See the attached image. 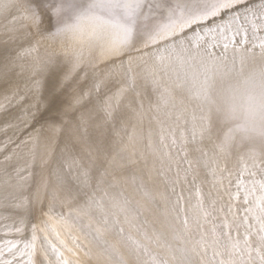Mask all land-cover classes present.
Masks as SVG:
<instances>
[{
    "label": "snow or ice",
    "instance_id": "snow-or-ice-1",
    "mask_svg": "<svg viewBox=\"0 0 264 264\" xmlns=\"http://www.w3.org/2000/svg\"><path fill=\"white\" fill-rule=\"evenodd\" d=\"M14 11L0 40V264H264V103L238 102L264 68V0H0V17ZM29 29L67 41L68 63L41 56ZM81 73L91 87L71 114L13 138L48 110L49 80L54 95ZM117 130L127 144L104 168L93 149Z\"/></svg>",
    "mask_w": 264,
    "mask_h": 264
},
{
    "label": "bare ground",
    "instance_id": "bare-ground-1",
    "mask_svg": "<svg viewBox=\"0 0 264 264\" xmlns=\"http://www.w3.org/2000/svg\"><path fill=\"white\" fill-rule=\"evenodd\" d=\"M21 12L14 11L13 15L8 17V19H5L4 17H0V40L6 39L5 36V26L13 27L18 26V21L16 24H13L12 21L14 18H18L21 16ZM49 21L47 18H45V22L43 27L47 28L49 27ZM27 40L30 41L31 45L36 46L39 49V53L41 56L46 55H59L61 60L67 64L68 63V57L62 56L63 49L68 46V42L65 41L63 44L59 41H53L49 38H47V33H39L36 32L34 29H29L27 33ZM27 46V45H26ZM93 56L98 58L97 53L94 51ZM112 64V61H107L106 63H102L99 65L101 69H105L107 66H110ZM89 76L91 75V72L93 71L92 68H87L85 70ZM139 72L140 69H137ZM84 73H81V78L79 81V86H72L67 87L64 89H56L54 95H50L55 89V82L53 80H49L47 88L44 91L45 96V105H50L48 107V110H44V105H41L40 111L36 112V109L33 108V111L36 112V118L35 120H29L27 126H21V129L15 133V136H13L14 139H27L29 134L33 132V129H39L42 124H45L47 121H51L54 118L57 117L58 114L62 113L63 111L67 110L71 114L72 109L69 107L73 104V96L78 95L80 91V87H84L85 91L88 90V88L91 87V80L88 79L86 84L83 86L84 82ZM16 80L19 83V88L22 93L25 92V90L28 87V79L27 74H22L18 77H16ZM143 86V81L140 79H137V89L141 90ZM151 90L150 88L146 90V94H150ZM33 102V101H29ZM13 112L15 115L21 116L23 118V112H21L19 109H13ZM91 132V129L89 130ZM13 133L10 131L9 135H12ZM45 136L52 137L53 133L49 131L47 128H45ZM127 144V138L123 136L122 133H116V135H107L105 142L100 146V150L97 151L96 149H93V156L97 160L98 165H102L104 168L109 167V161L112 160V157L116 155L117 152L120 151L121 148H124ZM131 148L129 147V151ZM39 152H43V146L39 149ZM107 154V155H105ZM135 157H133V161H135ZM21 166H23L24 161H21ZM122 164L128 168L129 170H137L140 167H142L139 163H133L132 161H123ZM54 165V156L53 159L49 161V164L41 168L39 166V160L37 161V167L33 169L36 179L39 180L40 176L43 175L45 177L48 176L49 168ZM33 189H35V184H33ZM125 189L129 195H133L136 199H142L141 196L138 193H134L131 185H125ZM44 211H47V200H45V206ZM32 222L33 223H40L41 219H43V213L40 210V206H36L32 210ZM84 264H90V262L87 259H84Z\"/></svg>",
    "mask_w": 264,
    "mask_h": 264
},
{
    "label": "clouds",
    "instance_id": "clouds-1",
    "mask_svg": "<svg viewBox=\"0 0 264 264\" xmlns=\"http://www.w3.org/2000/svg\"><path fill=\"white\" fill-rule=\"evenodd\" d=\"M262 71H264V68L259 66L256 68V72L258 75L251 85H249L246 89H242L243 95L238 101L239 103L243 104V97L248 94L254 96L258 102L264 103V78L259 76V73Z\"/></svg>",
    "mask_w": 264,
    "mask_h": 264
},
{
    "label": "rangeland",
    "instance_id": "rangeland-1",
    "mask_svg": "<svg viewBox=\"0 0 264 264\" xmlns=\"http://www.w3.org/2000/svg\"><path fill=\"white\" fill-rule=\"evenodd\" d=\"M46 2H48V0H32V4L37 10L44 9ZM49 24H51V26L54 27L55 21L52 20L51 22H49ZM86 82H87V80L84 79V82H83L82 85L84 86L86 84ZM117 132H118V130H117ZM117 132H113V133H111V135H116Z\"/></svg>",
    "mask_w": 264,
    "mask_h": 264
}]
</instances>
